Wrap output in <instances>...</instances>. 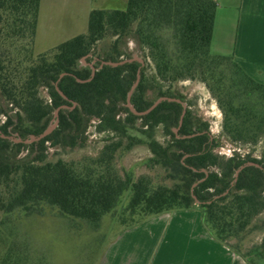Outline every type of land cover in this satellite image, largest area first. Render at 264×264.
I'll return each mask as SVG.
<instances>
[{
  "label": "trees",
  "instance_id": "1",
  "mask_svg": "<svg viewBox=\"0 0 264 264\" xmlns=\"http://www.w3.org/2000/svg\"><path fill=\"white\" fill-rule=\"evenodd\" d=\"M40 3L0 0V96L10 108L0 109L5 118L0 122V264H31L26 245L7 234L16 214L42 217L48 206L98 230L107 215L118 217L128 191L132 196L126 210L143 221L126 228L161 214L198 209L209 233L228 246L264 213V158L238 151L221 156L216 152L220 141L208 124L194 116L183 94L171 90L180 82L200 81L223 111V136L245 145H256L264 136V85L233 56L211 51L215 0H128L125 10H93L85 34L36 55ZM129 39L143 51L142 61L124 54ZM108 40L112 43L102 48L101 62L92 68L95 46ZM148 63L154 68L152 78L146 74ZM41 89L48 99L41 97ZM129 95L139 113L163 97L181 103L164 101L137 116L127 106ZM93 121L98 133L113 132L119 141L107 144L82 169L61 160L46 162L50 147H83ZM137 121L142 138L130 133ZM159 126L170 137L166 145L154 137ZM124 139L126 150L147 145L150 162L179 183L153 188L147 176L137 181L130 174L122 177L114 160ZM256 254L264 258V242Z\"/></svg>",
  "mask_w": 264,
  "mask_h": 264
},
{
  "label": "rangeland",
  "instance_id": "2",
  "mask_svg": "<svg viewBox=\"0 0 264 264\" xmlns=\"http://www.w3.org/2000/svg\"><path fill=\"white\" fill-rule=\"evenodd\" d=\"M44 24L45 22H43L41 29L42 33L39 34L40 40L34 47L36 55L63 43L50 33L48 35ZM111 43L112 40H108L95 46L90 56V66L92 68L95 64L101 62L102 48L109 46ZM122 50L126 56L131 55L136 60H143V51L137 48L130 39L127 41V46H124ZM86 65L87 62L83 61V66ZM154 73V68L148 63L146 74L149 78H152ZM166 89L167 85L164 87V90ZM171 90L183 94L194 116L201 118L208 124L212 137L220 141L221 147L216 149V152L221 156L229 158L234 151H238L243 155L250 154L256 159L264 158V136L256 145L232 143L223 136V111L204 83L197 80L184 81L171 86ZM40 95L45 100L48 99V94L44 89L40 90ZM154 96L153 93L149 94L151 99ZM0 109H10L1 96ZM124 117L125 115H122V118ZM4 120L5 118L0 115V122ZM96 125L97 121H93L89 125L86 132L87 141L83 147H50L46 153V162L54 163L61 160L82 169L85 165L90 164V160L98 158L107 144L119 141V136L113 132L98 133ZM140 127L141 122L137 121L130 133L133 136L142 138L143 135L139 131ZM154 137L162 145H166L170 140V137L165 134L163 126L156 128ZM127 145L128 140L124 139L123 147L117 152L114 160V167L122 177L125 174H130L133 180L137 181L139 177L147 176L150 178L153 188L159 186L171 188L179 183V181L169 178V172L163 166L150 162L153 155L147 145L138 144L134 145L131 150H126ZM26 153L27 151H25ZM131 196V191L124 194L117 209L118 217L114 218L107 215L98 230H94L85 221L62 217L56 208L47 206L45 215L42 217H24L16 214L13 224L6 233L11 234L12 239L14 237L19 238L26 245L31 264H99L105 246L115 239L121 231L127 229L126 225H135L143 221L142 216L138 214L130 217L129 211L126 210ZM124 221L126 224H124ZM263 242L264 213L255 218L243 233L228 240L226 244L239 251L241 256L253 260L254 263L264 264V258L259 259L256 254Z\"/></svg>",
  "mask_w": 264,
  "mask_h": 264
},
{
  "label": "crops",
  "instance_id": "3",
  "mask_svg": "<svg viewBox=\"0 0 264 264\" xmlns=\"http://www.w3.org/2000/svg\"><path fill=\"white\" fill-rule=\"evenodd\" d=\"M211 51L233 56L264 85V0H215ZM128 0H41L35 46L45 31L70 40L85 34L93 10H125ZM51 32H50V31ZM50 50V49H49ZM46 52V51H45ZM99 264H249L216 240L198 209L151 217L121 231L104 248Z\"/></svg>",
  "mask_w": 264,
  "mask_h": 264
},
{
  "label": "water",
  "instance_id": "4",
  "mask_svg": "<svg viewBox=\"0 0 264 264\" xmlns=\"http://www.w3.org/2000/svg\"><path fill=\"white\" fill-rule=\"evenodd\" d=\"M117 65H119V64H117ZM94 72H95V70L93 69L92 77H94ZM89 81H90V80H88V81H86V82H89ZM79 82H85V81H80V80H79ZM58 91H59V89H58ZM59 93H60L62 96H64L63 93H62L61 91H59ZM130 96H131V95H129V97H128V105H127V106H128V108H129V109H130L135 115H137V116H144V115L149 114V113L152 112L155 108H157L158 105H160V104H161L162 102H164V101L181 103V101H180L179 99H172V98H166V97H163V98L158 99V100L153 104V106H152L149 110H147V111H145V112H142V113H139V112H136L135 109H134V107L130 104ZM184 115H185V111L183 112V114H182V116H181L180 127H181V125H182V123H183ZM55 117H56L57 119L59 118V110L56 111V113H55ZM56 126H57V122L55 123L54 126H52L49 130H47L42 136H40L39 139H42V138L46 137L47 135H49V134L53 131V129H54ZM175 133L177 134V133H178V130H176ZM249 165H250V166H256L257 168H261L260 165H258V164L250 163ZM244 167H245V166H243L240 170H238L236 177H238L240 171H241L242 169H244Z\"/></svg>",
  "mask_w": 264,
  "mask_h": 264
}]
</instances>
